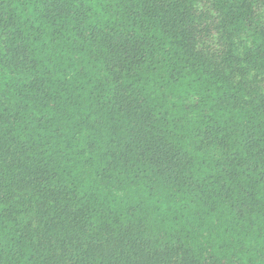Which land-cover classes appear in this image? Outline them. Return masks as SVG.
<instances>
[{
	"label": "trees",
	"instance_id": "obj_1",
	"mask_svg": "<svg viewBox=\"0 0 264 264\" xmlns=\"http://www.w3.org/2000/svg\"><path fill=\"white\" fill-rule=\"evenodd\" d=\"M0 264H264V0H0Z\"/></svg>",
	"mask_w": 264,
	"mask_h": 264
}]
</instances>
